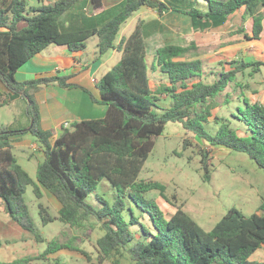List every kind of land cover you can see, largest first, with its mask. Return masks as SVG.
I'll return each mask as SVG.
<instances>
[{"label":"trees","instance_id":"1","mask_svg":"<svg viewBox=\"0 0 264 264\" xmlns=\"http://www.w3.org/2000/svg\"><path fill=\"white\" fill-rule=\"evenodd\" d=\"M92 1L96 9L102 6V0ZM77 2L50 0L32 6L28 0H0V87L12 99H25L30 125L33 122L31 129H0V202L7 213L37 240H43L25 194L27 187L32 186L36 197L41 198L44 186L61 203V222L89 229L101 226L104 234L97 240L101 260L114 257L115 264H123V257L128 258L126 264H264L250 259L264 248V197L258 211L247 215L232 207L212 229L206 230L181 208L168 216L156 198L148 196L153 190L164 194L166 184L139 178L155 138L168 122L181 123L187 133L214 146L246 153L264 171V105L246 101L231 114L247 128L242 134L232 126L230 118L212 111L218 95L239 72L250 69L251 74H256L264 61H237L234 68L222 71L217 79L208 82L202 77L203 61L193 58L194 44L161 46L150 65L142 22L117 43L123 24L143 6L160 14L172 9L192 18L216 21L244 8L246 16L253 18V28L250 34L244 27L239 32L247 39H259L264 31V0H125L102 25L64 32L60 17ZM94 35L99 38L97 57L113 48L122 52L120 60L97 82L100 98L90 92L94 101L108 105L107 113L102 118L63 126L56 138L52 130L41 127L33 91L51 83L67 88L76 85L59 75L19 82L15 73L50 44L83 51L88 38ZM150 68L159 69L168 77L169 83L159 92L172 99L167 108L162 107L164 99L152 89ZM211 118L218 125L215 134L206 129ZM27 131L44 152L37 180L18 162L13 151L12 136ZM185 143L188 144L187 139ZM205 166L208 173L206 160ZM207 176L210 177L209 173ZM103 180L116 189L113 197L99 191ZM92 193L99 204L89 201ZM39 212L43 224L56 220L42 202ZM75 248L53 240L43 256L61 249L78 250ZM27 262L28 259H20L0 264Z\"/></svg>","mask_w":264,"mask_h":264},{"label":"rangeland","instance_id":"2","mask_svg":"<svg viewBox=\"0 0 264 264\" xmlns=\"http://www.w3.org/2000/svg\"><path fill=\"white\" fill-rule=\"evenodd\" d=\"M154 18H157L156 12L148 9V20L153 22ZM234 30L237 31L238 27ZM229 36H233V40L236 37H239L238 40L246 39L244 35L234 36L233 30L222 34L219 38L222 41L225 40L224 37ZM197 40L191 29L177 30L174 25L167 24L165 21L164 30L148 38V62L152 64L157 49L167 43L185 46L194 44L199 47L193 52L201 55L208 62V65L205 63L203 75H214L210 68L215 72L221 69L214 61V50H217L215 44L211 46L208 41L206 44L199 45ZM96 42V39L88 42L87 51L90 54L96 51ZM210 53L213 55L209 56ZM228 62L231 63L232 60ZM102 71L103 69L97 74L98 80L104 75ZM250 74V70L245 73V75ZM208 78L205 80L213 81L212 76ZM245 78L247 80L248 76L242 78L244 83ZM160 80V77H153V85ZM249 80H251L250 77ZM160 97L164 99L161 103L162 107L167 108L172 104L170 97L162 95ZM224 98V94H221L218 100ZM234 104L235 101L224 104L219 113L230 118L232 126L239 129L242 134V131H247V128L241 121L232 117L231 114L236 112L237 108ZM158 111L163 112L164 109L158 108ZM1 113L5 114L3 111ZM213 113H218V110L215 109ZM211 120L206 124V129L215 134L218 125L213 122V118ZM186 139L188 144L185 143ZM15 152L18 158L23 154L16 150ZM205 152H207V158H204ZM204 159L207 161L210 177L207 176ZM39 160L41 161L42 157H33L32 165L37 166ZM28 168L32 176L36 178L37 169L35 173L32 167ZM139 178L158 180L166 184L164 194L159 190H153L148 193V196L156 198L168 216L181 208L206 230L212 229L232 207H237L247 215L258 211L264 197V171L253 159L244 152L214 146L204 138L195 137L192 133H187L179 122H168L162 134L155 138L154 148ZM99 191L108 197H113L116 189L109 181L103 180ZM25 201L29 206L36 230L41 233L43 240H37L32 232L16 223L1 204L0 261L28 259L27 264H115L114 257L100 259L101 253L97 249V240L104 234L100 225H95V229H89L87 226L74 227L61 222L58 218L59 205L46 195L37 198L32 186L27 187ZM89 201L99 204L95 193L90 194ZM40 202L49 209L56 220L43 224L39 212ZM53 240L62 244H72L78 250L61 249L44 257L43 253L49 242ZM250 259L264 261V248L258 249ZM127 262L128 258L123 257L122 263Z\"/></svg>","mask_w":264,"mask_h":264},{"label":"crops","instance_id":"3","mask_svg":"<svg viewBox=\"0 0 264 264\" xmlns=\"http://www.w3.org/2000/svg\"><path fill=\"white\" fill-rule=\"evenodd\" d=\"M49 1L50 0H28L32 6H41ZM124 1L125 0H102V6L96 9L92 0H78L76 4L60 17V28L64 32H70L78 29L91 28L95 25L100 26L107 20L109 13L119 10ZM148 9L156 12L157 18H154L153 22L148 20ZM161 18H163V20H161ZM135 20H137V23H135ZM165 21L167 24L174 25L177 30L185 28L191 29L198 38L197 44L199 45L206 44L208 41L211 43V46L215 44V49L217 50H214V61L218 63L221 69L215 72L210 68V71L214 75H202L204 80L205 78L207 79L208 76H212L211 79L214 81L219 77L222 71H228L234 68L237 61H264V31L259 39L246 38L244 40H238L239 37H236L233 40V36H229L224 37L225 40L221 41L219 38L222 34L232 30L234 36L244 35L239 32L241 27H244L245 31L249 34L252 32L253 18L246 16L244 8H240L227 15L223 20L216 21L210 18H192L189 15L172 9L165 10L163 14H160L156 9L143 6L123 24L117 38V43L122 37L130 35L136 25L142 22L149 54L148 38L154 33L163 31L165 28ZM237 27L238 30L235 31L234 29ZM95 39L97 40L96 51L90 54L87 51L88 42ZM98 40L99 38L97 35L91 36L86 42V49L76 52L71 51L66 45L50 44L42 52L37 53L34 57L29 59L15 73V78L19 82L59 75L68 77V83L76 85L75 87L67 88L60 86L58 83H51L42 85L39 89L33 91V95L40 109L41 127L45 130H52L56 138L62 133L64 123L70 125L75 121L84 119L102 118L107 113L108 105L94 101L90 92L93 93L96 98H100V91L97 88V82L99 81L97 74L101 72V69H103V74L111 69V67L114 66L113 63L120 60L122 52L113 48L102 57H97ZM195 47L198 48L199 46L196 45ZM212 55L213 54L210 53L209 56ZM193 58L201 59L204 68L206 66L205 63L208 65L206 59L196 54V52H194ZM230 60H232L231 63L228 62ZM246 71L239 72L236 79L221 93L225 96L223 100H218L221 94L218 95L212 109V111L215 109L218 110V113L214 114L220 115L219 110L223 109V105L230 104L232 101H235V107L242 106L241 104L244 105L246 101L257 102L260 105H264V66L261 68L260 72L255 75H245ZM149 76L154 92L159 96H167V94L163 92L159 93L162 91L163 86L169 83L167 75L162 73L159 69L150 68ZM156 76L160 77L161 80L153 85V77ZM247 76L248 78L247 80L245 78L244 83L242 78ZM249 77L251 80H249ZM93 78L96 79V82L92 80ZM2 111L5 114H2ZM29 126L30 119L26 114L25 99L22 97L12 99L9 93L3 87H0V129L11 127L21 130L27 129ZM12 139L15 155V150L23 153L20 157L22 159L18 158L16 155L18 162L32 176L28 167H32L33 171L36 173L39 163L44 159L43 149L36 138L28 131L13 135ZM33 157H42V160L38 161L37 166L31 163ZM32 178L37 180V177L34 178L32 176ZM41 188L43 196L46 195L53 202L57 203L60 209L61 203L58 199L44 186Z\"/></svg>","mask_w":264,"mask_h":264},{"label":"built area","instance_id":"4","mask_svg":"<svg viewBox=\"0 0 264 264\" xmlns=\"http://www.w3.org/2000/svg\"><path fill=\"white\" fill-rule=\"evenodd\" d=\"M92 80H93L94 82H96V79H95V78H93ZM64 126L67 127V126H69V124H68V123H64Z\"/></svg>","mask_w":264,"mask_h":264},{"label":"water","instance_id":"5","mask_svg":"<svg viewBox=\"0 0 264 264\" xmlns=\"http://www.w3.org/2000/svg\"><path fill=\"white\" fill-rule=\"evenodd\" d=\"M32 125H33V122H32L31 125L28 127V129H31Z\"/></svg>","mask_w":264,"mask_h":264}]
</instances>
